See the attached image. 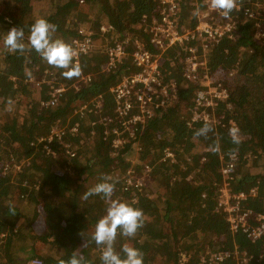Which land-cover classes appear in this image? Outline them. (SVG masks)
<instances>
[{
	"label": "trees",
	"instance_id": "obj_1",
	"mask_svg": "<svg viewBox=\"0 0 264 264\" xmlns=\"http://www.w3.org/2000/svg\"><path fill=\"white\" fill-rule=\"evenodd\" d=\"M204 1L180 0L179 29L197 26L194 10ZM263 2L237 0L236 10L224 20L232 31L209 46L213 85L229 95L217 100L218 118L211 114L214 131L205 139L194 135L205 120L191 124V110L196 92L208 84L204 78L200 81L204 86L184 78L181 66L174 64L180 59L177 46L163 52L164 82L174 79L177 101H167L145 123L130 120L136 110L117 112L112 88L125 74L122 68L98 73L99 58L82 56L81 76L66 79L61 75L64 69L48 65L34 50L12 54L3 46V37L13 27L24 28L27 44L32 23L46 18L57 27L54 38L73 48L80 29L97 32L93 37L100 38L104 24L112 26L120 39L132 34L154 52H162L150 40L159 0H0V264H31L33 258L60 264L74 252L86 264H101V248L90 236L107 205L100 196L84 200L83 195L105 175L115 183L114 199L135 201L133 206L144 212L145 223L134 238L118 235L114 245L118 252L129 244L142 251L144 264L159 258L165 264H185L180 255L192 250L194 264H199L207 250L211 251L207 259L227 251L230 255L220 264H264V236L253 241L243 230L234 232L218 205L221 159L238 151L240 159L228 188L231 193L244 191L249 195L245 205L264 213V38L257 37V19L244 15L249 6ZM180 50L185 52V47ZM88 74L94 75L91 81L83 79ZM58 87L65 90L56 104L43 105ZM183 101L189 116L182 114ZM134 125L137 129L130 135ZM232 126L241 132L238 146L228 136ZM135 147H141L136 164L131 160ZM132 171L145 177L146 188L156 187L147 192L151 198L140 194L143 186L142 191L127 188ZM253 189L256 194L250 195ZM133 190L139 192L136 200ZM251 222L258 224L254 218ZM19 240L26 249H17ZM190 241L196 242L186 245Z\"/></svg>",
	"mask_w": 264,
	"mask_h": 264
},
{
	"label": "built area",
	"instance_id": "obj_2",
	"mask_svg": "<svg viewBox=\"0 0 264 264\" xmlns=\"http://www.w3.org/2000/svg\"><path fill=\"white\" fill-rule=\"evenodd\" d=\"M159 2L161 9L159 16L153 17V23L150 27V40L154 47L160 48L162 52H154L150 47L146 46L143 39L134 35L126 36L124 39L116 37L112 44L106 45V50L104 49L102 52L107 59L106 63L100 68L102 72L107 73L119 68L126 71L122 79L112 88V92L116 98L117 112L121 115H126L136 110V113L130 119L133 122L141 121L145 123L148 118L158 111V108L164 107L167 101L174 102L173 99L176 97L175 81L164 82L166 70L163 65V52L178 45L185 47L186 52L189 54L186 59L189 60V64L187 70L184 71V76L192 81H197L200 77L195 75L196 68L192 65L191 58L197 59L198 56H208L209 51L207 49L211 43L218 41L223 35L232 31L230 22L212 21V10L208 8L205 1L202 4H198L194 10V15L197 11L199 15H195L198 19V24L193 29L178 28V21L181 19V14L179 13L181 8L180 0H159ZM112 29V26H101L103 33H110ZM79 34V39L74 41V49L78 53L75 63H78L81 55H87L92 51L95 52L92 32L80 29ZM194 41L197 43L196 46H193L192 42ZM203 44H205V47L202 46ZM206 69L208 70V66ZM92 78L90 74L83 76L85 81H91ZM207 83V88H199L196 92V106L192 116L193 122L199 120L210 121L211 114L207 111L208 106L204 105H207L208 102L226 98L229 95L225 88L212 85L213 81L209 83L207 80ZM64 90V87L55 88L52 100L45 101L42 104L46 106L55 105L58 96ZM170 98H172L171 101H169ZM98 102L100 103L101 99ZM72 128L77 130L78 127L73 126ZM136 129L135 125L132 126L129 130L130 135H133ZM55 134L61 137L62 132L57 130ZM50 139H52V136ZM70 153L75 156L72 150H70ZM167 153L169 156L172 155L171 152ZM239 159L240 154L237 151L229 154L226 160L223 157L221 159V174L224 186L220 189L222 193L218 198V205L227 213L231 229L234 232L243 230L249 238L255 241L264 236V213H255L252 208L245 205L249 195L244 191L231 193L228 188L229 182L233 178L235 165ZM148 170H150L149 167ZM126 185L127 188L133 186L142 187L140 186L142 183L132 176L127 178ZM255 194L256 190L253 189L250 195ZM252 218L258 224H253L251 222ZM228 255H230L229 252L221 251L213 254L209 259H203L199 264H211L213 261L216 264H220L219 261ZM31 264H42V260L33 258Z\"/></svg>",
	"mask_w": 264,
	"mask_h": 264
},
{
	"label": "clouds",
	"instance_id": "obj_3",
	"mask_svg": "<svg viewBox=\"0 0 264 264\" xmlns=\"http://www.w3.org/2000/svg\"><path fill=\"white\" fill-rule=\"evenodd\" d=\"M205 2L210 10L218 12L224 18H228L237 8V0H205ZM195 15L198 16L199 12L197 11ZM56 31L55 24L46 18H37L30 27L27 44L24 42V28L13 27L3 37V46L12 54H24L26 51L34 50L48 65L64 69L61 73L64 78H79L82 74V67L79 63H74L78 53L69 43L54 38ZM25 75L29 79L32 77L31 72L28 71L25 72ZM12 103L13 101L9 98L7 110H11ZM213 131V125L209 121H205L202 127L195 130L194 135L197 138L207 139L209 133ZM228 136L233 145L238 146L242 143L238 127H230ZM111 181L112 177L105 175L102 182L89 188L83 195L84 200L91 196H100L107 205L106 214L98 220L90 240L101 248V264H144V256L140 249L124 244L118 252L114 247L118 235L134 238L139 229L143 227L145 220L143 210L133 206L135 201L128 203L113 198L115 183ZM86 243L84 238V245ZM60 264H86V262L83 256L74 252L70 259L61 260Z\"/></svg>",
	"mask_w": 264,
	"mask_h": 264
},
{
	"label": "rangeland",
	"instance_id": "obj_4",
	"mask_svg": "<svg viewBox=\"0 0 264 264\" xmlns=\"http://www.w3.org/2000/svg\"><path fill=\"white\" fill-rule=\"evenodd\" d=\"M193 11H190V9H189V13H192ZM16 13H19V11H16ZM211 14H212V21H220V22H224V20H226L223 16H220V14L218 13V12H215V11H211ZM244 15H246L248 18H256L257 19V37L258 38H264V2L263 3H256L255 4V6H249V9H247V11H246V13L244 14ZM233 22L234 23H236L237 21L236 20H233ZM104 25V24H103ZM102 26V25H101ZM261 28V29H260ZM82 29H85V30H87V31H90V32H92V34L94 33V31H92V30H88V29H86V28H82ZM233 29V28H232ZM100 30H101V27H100ZM114 30H111L110 31V33H103L102 31V33H99V35H100V38H96V37H93V39H94V42H95V52L94 51H92V52H89L87 55H81L80 57H79V59H78V63H79V61L81 60V57L82 56H89V55H94V56H96L97 58H99V59H96L98 62H96L95 64H97L98 63V65H99V67L98 68H101L102 67V65L103 64H105L106 63V61H107V59L105 58V57H103L104 55H103V51H104V49L106 50V48H107V46H109L110 44H112V42L116 39V37H118V39H120V37H119V34H117V32H113ZM80 32V31H79ZM97 32H95V34H96ZM95 34H93V36L95 35ZM132 35V34H131ZM126 36H130V35H126ZM208 43V42H207ZM212 44V43H211ZM107 45V46H106ZM207 45V44H206ZM193 46H196V44H193ZM203 47H205V44H203L202 45ZM178 48H183V47H181L180 45H178L177 46ZM175 49V53H176V56H178V57H180V59H178V58H175L176 59V61L174 62V64L176 65V66H181V68H182V73H183V76H184V71L185 70H187V68H188V64H189V60H187V62H186V64L184 65V62H185V60L187 59V56H189V54L186 52V49H185V52L183 51H181L180 49ZM210 48V47H209ZM209 48L207 49L208 51H209ZM101 58H103V59H106V61H104V60H101ZM173 57H168V60L169 59H172ZM178 59V60H177ZM192 59V65L194 66V68H196V71H195V75H199V77H200V79H198L197 81L200 83V86H204V84L202 83V82H200V81H202L203 80V78L205 79V81H206V84H208L207 83V80L209 81V83H211L212 81H213V83L215 82V79H214V77L209 73V68H208V70L206 69L207 68V66H208V56H205V57H203V56H198V58L197 59H194V58H191ZM164 60V59H163ZM207 65V66H206ZM190 68V67H189ZM99 72H102V70L101 69H98V73ZM168 74H170L171 72L170 71H168L167 72ZM89 75V74H88ZM90 75H92V77L94 76L93 74H90ZM206 75H208L207 77H206ZM184 78L185 79H187L190 83H192V84H195L197 81H192V80H190V79H188V78H186L185 76H184ZM174 79H172V81H173ZM213 83H212V85H213ZM201 88H203V87H201ZM176 94H177V91H176ZM194 96H195V94H194ZM177 101V96L175 97V99H174V102H176ZM187 102V101H186ZM186 102L185 101H183V103H182V105H181V107H182V109H181V111H182V114L183 115H186V116H189L187 113V111H186V109H185V106H186ZM196 104V103H195ZM210 105V106H209ZM196 106V105H195ZM195 106H194V109H195ZM204 106H208V112H210V114H212V116H213V118H215L216 119V117L218 118V115H217V113H216V107H217V101H214V102H208V104L207 105H204ZM203 107V106H202ZM193 109V108H192ZM190 112V111H189ZM193 112V114H194V110H191V113ZM199 112V111H198ZM207 116H208V114H206ZM192 116L193 115H191V119H192V123L191 124H194V122H193V118H192ZM134 129V128H133ZM141 150V147H135V149H134V151L132 152V158H131V160H132V162L134 163V164H136V159H137V161H138V156H139V151ZM172 157H173V161L175 162L176 161V158L174 157V155L172 154L171 155ZM139 162V161H138ZM220 170H221V167L219 168ZM151 170V169H150ZM132 177H134V178H136V180L137 181H139V182H141L142 183V185H140V186H143V191H142V187H139L140 188V191H142L140 194H142V196L144 195V196H148V197H152V195H150V194H148L147 192H152L151 191V189L152 190H156V187H152L151 189L150 188H146V186H147V184L148 183H146L147 181H146V179H145V177L144 176H137V175H135V173L132 171ZM234 179V174H233V178H232V180ZM222 183H223V185H222V187L221 188H223V186H224V180H223V177H222ZM219 191H220V189H219ZM133 192V194L135 195V197H134V200H136L135 198H137V196H138V194H139V192L138 191H136V190H133L132 191ZM52 202V201H51ZM196 241H190V242H186V245H188V244H194ZM17 243V249H21L22 247L24 248V249H26L27 248V245H25V242L23 241V240H19V241H17L16 242ZM16 249V248H15ZM20 252V251H19ZM19 252L17 251V254L18 255H20L19 254ZM210 250H207L206 251V253L201 257V261L203 260V259H207L206 258V256L208 255V253L210 254ZM146 255H148V253L146 254ZM32 260V259H31ZM195 260H196V255H194L193 254V251L192 250H190L189 252H187V251H183L182 252V254L180 255V262H184L185 264H194L195 263ZM169 261H171V259H169ZM172 262V261H171ZM154 264H165V260L164 259H161V258H159V259H157L156 261H154ZM181 264V263H180Z\"/></svg>",
	"mask_w": 264,
	"mask_h": 264
}]
</instances>
